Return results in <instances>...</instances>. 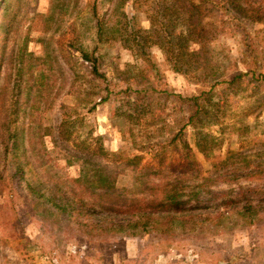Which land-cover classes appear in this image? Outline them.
I'll use <instances>...</instances> for the list:
<instances>
[{"label":"rangeland","instance_id":"obj_1","mask_svg":"<svg viewBox=\"0 0 264 264\" xmlns=\"http://www.w3.org/2000/svg\"><path fill=\"white\" fill-rule=\"evenodd\" d=\"M161 2H0V264H264V0H239L242 12L228 0H204L199 11L206 35L204 49L197 48L200 56L209 58L223 78L246 73L244 84L228 95L230 90L220 89L219 83L202 88L174 70L167 49L150 36L139 48L115 40L121 23L145 35L142 31L155 25ZM96 20L102 27L99 37ZM81 51L97 55L102 78L82 62ZM249 77L259 78L258 83L246 82ZM35 89L41 98L32 107ZM200 89L211 98L196 100L206 112L189 121L193 101L188 98ZM63 112L74 119L71 138H98L107 153L138 155L139 169L160 146L166 161L176 160L177 150L167 143L183 125L181 136L191 147L198 173L189 179L169 174L171 181L175 174L183 177L176 188V215L186 218L182 226L105 232L75 225L48 204L33 201L13 178L14 154L30 156L44 149L47 157L40 163L62 178L76 177L80 162L89 156L57 135ZM204 132L214 137L207 157L194 144ZM14 138L18 146L13 150ZM100 162L108 163L107 157ZM154 163L152 159L150 165ZM119 169L116 187L148 195L130 167ZM244 203L257 206L258 213L241 214ZM90 213L96 220L113 215L97 207Z\"/></svg>","mask_w":264,"mask_h":264},{"label":"trees","instance_id":"obj_2","mask_svg":"<svg viewBox=\"0 0 264 264\" xmlns=\"http://www.w3.org/2000/svg\"><path fill=\"white\" fill-rule=\"evenodd\" d=\"M203 1L162 0L161 4L157 5L159 10L157 11L158 16L157 14L155 16V25L147 30L153 35H148L146 31H142L146 33L145 35H138L132 27L127 28L124 23H121L120 26L115 27L114 32L116 35L114 38L120 41L122 45L128 46L130 42L139 48L145 42L144 36H150L153 42L161 44L163 48L167 49L166 59L172 63L174 70L193 78L190 80L199 84L202 88L208 85L210 90L214 84L219 83L221 85L220 89L230 90L225 94L228 95L233 92L234 87L244 84L242 78L246 73H233L227 79L223 78L219 75V69L210 63L209 58L200 56L197 48L204 49L205 42L201 43V39L206 38L200 24L201 14L199 13L205 8ZM228 2L233 8L241 11L239 0H228ZM176 24H182V27L175 30L174 26ZM94 26L95 33L99 37L102 30L100 22L96 20ZM80 59L84 63H89L91 72L94 75L103 77L102 74L98 73L97 55L92 56L90 53L81 51ZM80 64L83 65V63ZM246 71L247 73L251 72L253 75H260L254 70L247 69ZM258 79L249 77L245 81L256 82ZM140 84L142 86V82ZM35 90V94L33 93L35 103L32 107L37 105L36 99L41 98L39 89ZM209 93L208 90L200 89L197 95L188 98L193 101V114L188 116L189 121L197 113L206 112L202 108V104H197L196 100L202 96L203 100L209 101L211 98ZM135 110L140 111L137 107H135ZM207 116L208 119L212 117L208 114ZM73 121L74 119L63 112L57 126V135L73 149L83 148L82 151H86V156L89 155L80 162V170L76 177L62 178L50 170L46 162L41 164L40 161L45 156L47 157L44 149L38 151L35 155H33V152L30 156L14 154L11 158V166L13 174H15L13 178L17 180L18 186L24 184L26 193L31 196L33 201L40 200L41 203L48 204L53 213L55 212L66 221H72L75 225L98 227L99 230L105 232L121 231L124 227L136 232L167 231L173 225L182 226L186 218L182 215H176L180 208L176 188L179 187L183 177L176 174H181L180 176L184 174L189 179L198 173L191 147L187 140L181 136L183 125L169 138L167 143L177 150L178 158L166 161L163 154L165 147L160 146L141 163L139 169L136 168L135 163L141 160L142 157L138 155L127 157L121 151L107 153L98 138H93L89 142L86 139L71 138L69 128ZM39 128L44 132L47 130L46 127L41 128L40 125ZM198 136L199 141H194V144L203 156L207 157L210 140H213L214 137L209 138L205 132ZM17 146L14 138L12 141L13 150ZM105 157H107L108 163L100 162ZM95 158L98 159L95 160ZM152 159H155V163L150 165ZM119 166L130 167L129 171H132L134 181L142 185L143 192L148 193L147 196L133 195L132 190L115 186V177L120 172ZM173 172H176V174L171 181L169 174ZM26 174H28V177H25ZM154 176H157L156 179L151 178ZM94 207L111 212L113 215L102 220H96L90 213L94 210ZM256 207L244 203L239 210L241 214H257ZM156 210H159L158 214H155L154 211ZM188 217L196 219L198 215H189Z\"/></svg>","mask_w":264,"mask_h":264}]
</instances>
